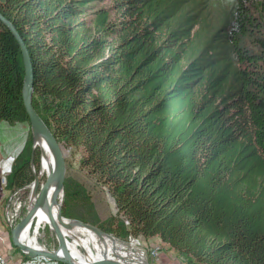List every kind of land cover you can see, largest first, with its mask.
Segmentation results:
<instances>
[{
    "label": "trees",
    "instance_id": "trees-1",
    "mask_svg": "<svg viewBox=\"0 0 264 264\" xmlns=\"http://www.w3.org/2000/svg\"><path fill=\"white\" fill-rule=\"evenodd\" d=\"M99 1L0 0L33 107L114 200L92 225L188 264H264V0H111L86 17ZM23 76L0 22V122L29 124ZM33 180L20 151L8 186Z\"/></svg>",
    "mask_w": 264,
    "mask_h": 264
},
{
    "label": "rangeland",
    "instance_id": "rangeland-1",
    "mask_svg": "<svg viewBox=\"0 0 264 264\" xmlns=\"http://www.w3.org/2000/svg\"><path fill=\"white\" fill-rule=\"evenodd\" d=\"M90 6L92 7L86 11V17L88 18L91 17L90 12L93 10L103 6H112V1L102 0L93 3ZM218 10V6L213 7L211 12L206 15L204 20L195 26L194 30H199L202 32L203 24H207L210 20L211 23L217 22L215 16L217 15ZM28 135L31 137V145L26 144ZM33 141L34 138H32L30 124L20 122L9 123L7 121L0 122V149L4 159L0 162V189L3 191V197L0 199V254L6 259V264H25L28 259L40 260L43 262V264H62L60 262L47 260L41 256L34 258L28 257L24 259L23 253L12 244L10 236V229L12 226L6 221L8 216L6 217L5 198L6 196L8 197L10 191H13L17 188H21L16 195V200L21 202L22 211L20 214H18V216L20 215L19 218L17 216L15 221V217L9 221H13L15 224L27 212V207L29 205V195L31 194L30 185L33 183V181L28 185V188L25 187L26 185L23 187L12 188L8 186V177L13 171L15 157L20 153V151H23L24 157L29 156L31 172H34V177L35 175H38L39 169H41L42 166V152L39 145L37 144V146L33 148ZM36 148L38 149L40 157V160L38 159L37 168L32 162V158L35 156ZM62 150L66 162L64 185L70 193L67 211L72 217L69 218L78 220H81L80 218H84L88 221V223L91 224L93 222H101L106 220V218L116 212L114 200L108 192L107 187L98 181L96 175L87 172L80 166L79 149L66 148ZM8 167L9 172H7ZM45 175L46 173H42L39 186L43 182ZM4 176L5 183H2L1 180ZM131 238L140 239H138L140 243L136 241L134 242V246L144 251L143 253L148 264H188L187 260L182 255L169 247V245L162 243L159 238L145 239L141 236H138V238L131 236L128 238V240H126V242L130 243ZM38 240L40 245L44 244V247L46 248L44 249L42 246L44 250L58 251L56 236L54 232L51 231V229H49L47 226L40 230Z\"/></svg>",
    "mask_w": 264,
    "mask_h": 264
},
{
    "label": "water",
    "instance_id": "water-1",
    "mask_svg": "<svg viewBox=\"0 0 264 264\" xmlns=\"http://www.w3.org/2000/svg\"><path fill=\"white\" fill-rule=\"evenodd\" d=\"M0 22H2L13 34L15 37L22 54L23 64H24V76H23V84H22V102L25 108L26 114L29 119L30 124V131L33 138L34 132H39L44 139L46 140L47 144L50 147V150L53 155L54 166L52 170L45 176L43 182L40 185L38 195L36 197L34 205L26 212L24 216L18 220L14 226L10 229V236L12 244L17 247L23 254L27 255L30 258H34L37 256H41L47 258L48 260L60 262L62 264H77L74 262L71 257L70 253L67 248L66 239L63 235V232L59 228L54 221H52V230L56 236L57 243H58V251H49V250H38L36 248L27 246L20 240V235L22 231L29 225L32 221L37 209L44 204L46 201L47 195L49 194L50 190L53 189V197H52V204H56L58 202L59 197V207L57 209V219L59 224L64 229H71L74 226H82L92 230L98 236L107 235L108 237L118 240L121 243L129 244V242L123 241L114 237L111 234L105 233L98 227L78 220V219H71L62 215L61 208L64 201V180L66 174V162L65 156L62 150L61 145L36 112L35 108L32 104V95H33V64L31 61V57L27 46L21 36L19 35L18 31L16 30L15 26L0 12ZM33 148L36 147L35 143L32 144ZM33 160V158H32ZM33 162V161H32ZM33 176H34V172ZM140 249V248H139ZM59 250L62 252V255H59ZM141 250V249H140ZM145 264H148L146 258H144ZM89 264H135L132 263V260H114L109 258H102L99 260H94Z\"/></svg>",
    "mask_w": 264,
    "mask_h": 264
},
{
    "label": "bare ground",
    "instance_id": "bare-ground-1",
    "mask_svg": "<svg viewBox=\"0 0 264 264\" xmlns=\"http://www.w3.org/2000/svg\"><path fill=\"white\" fill-rule=\"evenodd\" d=\"M33 138L35 141L33 142L35 145H39L42 152V166L41 169H39L38 175H35L33 183L30 185L31 194L29 195V205L27 207V211L30 210L35 203L39 191L38 187L40 188L39 183L42 173H46L47 175L54 166L52 152L44 137L39 132H34ZM25 187L28 188L29 186L26 185ZM52 197L53 189L50 190L44 204L37 209L32 221L22 231L20 240L24 244L38 250L46 249L44 244L40 245L38 243V235L40 230L46 226L53 231L52 221H54L63 232L71 259L77 264H89L94 260L102 258L114 260L122 259L125 261L132 260V263L135 264H145L144 253L138 247L134 246V242H136L135 240H131V242L127 245L119 242L118 240L112 239L107 235L98 236L86 227L74 226L71 229L62 228L57 219V209L59 207V199L61 196L56 204H52ZM21 208V203L16 205V217L22 211ZM58 253L59 255H62L60 250Z\"/></svg>",
    "mask_w": 264,
    "mask_h": 264
},
{
    "label": "built area",
    "instance_id": "built-area-1",
    "mask_svg": "<svg viewBox=\"0 0 264 264\" xmlns=\"http://www.w3.org/2000/svg\"><path fill=\"white\" fill-rule=\"evenodd\" d=\"M5 165H6V163H5ZM7 172H9V167H8ZM1 182L5 183V176L2 178ZM20 189L21 188H17L13 191H10L8 197L6 196V203H5L6 204V217L8 216V219L6 218V221L11 226H14L15 224L13 223V221H9V220L14 218V217H15L14 221L16 220L17 211L15 210V208H16V205H19L21 203L20 201L16 200V195ZM9 211H12V212H9ZM7 213H8V215H7ZM138 239L131 238V240H135V241H138V243H140L139 242L140 239L139 240ZM141 251L144 252L143 250H141ZM0 264H6V259L3 256H1V254H0ZM25 264H43V262H41L40 260L28 259Z\"/></svg>",
    "mask_w": 264,
    "mask_h": 264
},
{
    "label": "crops",
    "instance_id": "crops-1",
    "mask_svg": "<svg viewBox=\"0 0 264 264\" xmlns=\"http://www.w3.org/2000/svg\"><path fill=\"white\" fill-rule=\"evenodd\" d=\"M4 160L3 157H2V154H1V149H0V162ZM4 168H5V165H4ZM3 191L2 189H0V199L3 197L2 195ZM6 199V198H5ZM155 238H158V237H151V239H155Z\"/></svg>",
    "mask_w": 264,
    "mask_h": 264
}]
</instances>
